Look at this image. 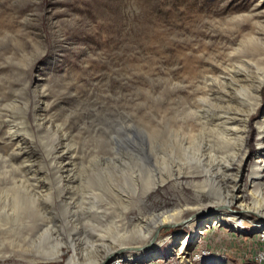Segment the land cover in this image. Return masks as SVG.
I'll return each mask as SVG.
<instances>
[{"label":"rangeland","instance_id":"obj_1","mask_svg":"<svg viewBox=\"0 0 264 264\" xmlns=\"http://www.w3.org/2000/svg\"><path fill=\"white\" fill-rule=\"evenodd\" d=\"M263 76L264 0H0V264H70L73 249L99 264L110 248L154 254L133 264H264L253 209L248 233L204 226L236 184L264 212V86L243 152L222 134Z\"/></svg>","mask_w":264,"mask_h":264},{"label":"bare ground","instance_id":"obj_2","mask_svg":"<svg viewBox=\"0 0 264 264\" xmlns=\"http://www.w3.org/2000/svg\"><path fill=\"white\" fill-rule=\"evenodd\" d=\"M233 78L237 82H242V79L243 78L245 79L246 76H244L242 73H237L236 75H233ZM256 83L254 84L255 87L252 90L249 89L250 92H253L255 94L254 100L256 101V103H254V105L250 109H248L246 111L241 109V108H243V106H239V103H236V105H234L233 109H235L237 112L232 113L231 117H227L225 119V124L229 125L230 127L229 128H225L223 130V132H222V134L224 135L223 141L227 142L229 144H231V143H233L234 145L237 144L239 146V147H237V149L240 148V150H242L240 152H243V150L246 148L247 137L249 136V121H250V118L252 116L251 115L252 111L255 109V107L258 106V100H259L258 92L264 86V76L261 77V78L259 77L258 81ZM232 100H230V101H232ZM256 110H257V108H256ZM263 134H264V118H262L261 122L259 123V132H258V136H259L258 137V145L260 146V152L258 153V158H260L261 160H259L256 163V167H258V169L254 170V172H253L254 176L252 175L253 177L251 178L252 186H256L258 183H259L258 185H264V141H262ZM233 152H231V154ZM235 155H236V153H235ZM240 162H241V160H240ZM208 177H210V175ZM155 187L156 186H153V187L149 188V190L147 191V194L151 193L154 190ZM237 187H238V184H236L234 186V188L232 189L233 192L229 195L228 198H226V200L222 199L220 201V203H218L217 209L219 211L214 213L212 216H207L205 218V220H204V223L205 222H212V219L215 218L219 222H224V223L229 224V226H232L233 228L240 229L241 225L239 224L238 218L240 217V218L244 219L245 214L243 213V211H247V210L253 209L261 217V221H260L261 225L260 226H261L262 229H264V212L261 211L262 208H260V206L258 204L259 200L256 199L254 201V202H256V204L253 207H250L249 204L244 202L245 198H244L243 194H240L239 192L235 193V188H237ZM240 187L241 186L239 185V188ZM261 189H262V187H259L256 191H254V194L255 195L258 194L260 192L259 190H261ZM234 203H238V207L240 208L241 211H238V212L236 211L235 212L234 210L231 209V205L234 204ZM228 206H229V208L232 211L230 209L228 210L229 212L220 211L221 207H228ZM174 215L170 214V215H158V216H156V219L153 220V224H154L153 225V229L154 228L157 229L158 227H160L162 225H165V224L167 225V224L172 223V222H173L172 225H176L179 222L178 221L174 222L175 221ZM194 224L195 223H193V225ZM201 224H203V221H201V223L198 224V226L201 225ZM206 225H207V223H205L204 226H206ZM194 227H192L191 234L189 236H187L186 239H184V240L182 239L183 243L178 248L179 255H180V257L182 259L184 258V255H185L184 251H185L186 244H188L190 241H193L194 238L198 237L200 234L203 233V226H202V228H200V227L194 228ZM141 234H142V232H138V233L135 232L134 233L135 237H137V236L141 237ZM130 236L126 235V237H124L123 240L126 239V238H129ZM120 237L122 238V234H121ZM145 237H147V236H144V238ZM179 239L181 240V238H179ZM139 249H140V247H139ZM119 250H121V251L124 250L125 251V249H121L120 247H119ZM133 250H134V248H133ZM171 250H174V252L177 251L175 245L171 246ZM73 251H74L73 255L70 256V258L68 260V262L70 264H76L75 263V261L77 259L76 255H75L76 251H75V249H73ZM110 253H111V248L107 249L106 251H104L103 258H105V256L110 254ZM171 253H172V251H171ZM62 254H63V249L60 246H58V247H56L55 251L46 252L45 253V259L46 260H50V261H55V260L61 259ZM144 255H145L144 252L140 253V254H137L136 251H129V252H125L124 254H122L121 257H119V258L125 263L127 261L128 262H136V261H142L143 259L148 258V257H150V256H152L154 254L150 251L145 257H141V256H144ZM124 257H125V259H124ZM99 264H102V262H100ZM128 264H133V263H128Z\"/></svg>","mask_w":264,"mask_h":264},{"label":"built area","instance_id":"obj_3","mask_svg":"<svg viewBox=\"0 0 264 264\" xmlns=\"http://www.w3.org/2000/svg\"><path fill=\"white\" fill-rule=\"evenodd\" d=\"M233 210H235L237 212L241 211V210H238V209H233ZM238 221H239V224L241 225L240 231H243L245 229L244 232L248 233L247 229H249L251 226L247 225V223H246L247 218L243 219V218L239 217ZM256 226H257V224H255V226H252V227L256 228ZM208 227H210V226H208ZM208 227H205V232L207 231ZM211 227H213V225ZM257 231L260 233V236H261L262 241H263V249L261 250L260 259L264 260V229H258ZM202 234L204 235L205 233H202ZM211 256H212V253H211L210 249L204 248V249H201L200 251H198L197 253H193L191 261H192V263H194V262L195 263H202V262H204L206 259H208ZM109 264H128V263L127 262L126 263L123 262L119 257H114L110 261Z\"/></svg>","mask_w":264,"mask_h":264},{"label":"water","instance_id":"obj_4","mask_svg":"<svg viewBox=\"0 0 264 264\" xmlns=\"http://www.w3.org/2000/svg\"><path fill=\"white\" fill-rule=\"evenodd\" d=\"M177 225H179V224H176V225H172V224L169 225V224H167V225H162V226H160L159 228H157V230L155 231V235H154V237H153V239H152V242L155 241V239L159 236V232H160V230H161V228H162L163 226H177ZM195 241H196V240H195ZM195 241H192V247H191V248L194 247V244H193V243H195ZM118 252H119V251H116V252H112V253L106 255L105 258H104L103 261H102V264H109L110 261L114 258V256H115Z\"/></svg>","mask_w":264,"mask_h":264}]
</instances>
